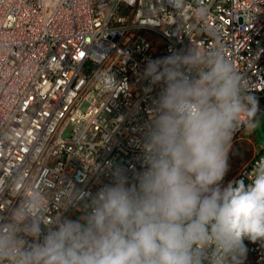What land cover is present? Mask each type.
I'll return each mask as SVG.
<instances>
[{"label": "built area", "instance_id": "2783aa9c", "mask_svg": "<svg viewBox=\"0 0 264 264\" xmlns=\"http://www.w3.org/2000/svg\"><path fill=\"white\" fill-rule=\"evenodd\" d=\"M191 47L220 49L264 95V0H0V223L34 192L46 219L75 220L115 168L134 182L160 90L143 71ZM244 243V264H264V243Z\"/></svg>", "mask_w": 264, "mask_h": 264}, {"label": "clouds", "instance_id": "9594fccd", "mask_svg": "<svg viewBox=\"0 0 264 264\" xmlns=\"http://www.w3.org/2000/svg\"><path fill=\"white\" fill-rule=\"evenodd\" d=\"M159 87L134 182L119 167L77 219L24 197L0 223V264H244L264 243V159L224 183L234 134L264 125L258 96L218 48L150 59Z\"/></svg>", "mask_w": 264, "mask_h": 264}, {"label": "rangeland", "instance_id": "374dc122", "mask_svg": "<svg viewBox=\"0 0 264 264\" xmlns=\"http://www.w3.org/2000/svg\"><path fill=\"white\" fill-rule=\"evenodd\" d=\"M140 32L146 36L150 41H154L153 47L162 46L163 42L160 40L158 34L155 31L150 30H140ZM245 132L243 135L247 137L249 140L241 139L238 137L235 139L231 146L229 151V171L227 175L224 178V183L226 184L230 176L235 172V170L240 167L245 161L248 160V158L251 157L253 154V147H252V141L257 146V150L261 149L262 153H264V125H262L259 129L256 130L255 133L250 132L245 126ZM69 134V129H67L64 132V136H67Z\"/></svg>", "mask_w": 264, "mask_h": 264}, {"label": "crops", "instance_id": "0c3cea01", "mask_svg": "<svg viewBox=\"0 0 264 264\" xmlns=\"http://www.w3.org/2000/svg\"><path fill=\"white\" fill-rule=\"evenodd\" d=\"M245 132V129L243 130V132H242V135H241V139H246V140H249L247 137H245L244 135H243V133ZM250 141V140H249ZM252 147H253V149H255L257 146H256V144L254 143V141H252Z\"/></svg>", "mask_w": 264, "mask_h": 264}, {"label": "trees", "instance_id": "16d2710c", "mask_svg": "<svg viewBox=\"0 0 264 264\" xmlns=\"http://www.w3.org/2000/svg\"><path fill=\"white\" fill-rule=\"evenodd\" d=\"M259 104L261 109H264V95L259 97Z\"/></svg>", "mask_w": 264, "mask_h": 264}]
</instances>
